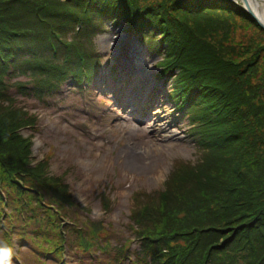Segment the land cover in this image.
I'll return each instance as SVG.
<instances>
[{
  "label": "trees",
  "instance_id": "16d2710c",
  "mask_svg": "<svg viewBox=\"0 0 264 264\" xmlns=\"http://www.w3.org/2000/svg\"><path fill=\"white\" fill-rule=\"evenodd\" d=\"M101 8L115 14L116 23L126 21L136 27L140 40L149 46L160 43L166 53L165 68L179 69L173 92H178L174 96L180 105L190 93L185 88L186 72L200 77L204 85L199 91L204 93L202 99L187 110L204 150L193 166L184 164L170 175L166 183L171 192L160 191L161 200L173 199L176 204L189 198L187 191L192 190L196 196L205 182L215 188L224 186L235 199L205 211L200 226L185 232L186 245L166 251L158 247L151 264H264V32L240 4L232 0H0V99H10L3 78L8 74L2 72L8 64L27 68L35 81H24L16 89L26 93L24 85L31 83L36 97L69 77L89 81L98 64L90 36L97 27L99 31L105 27ZM68 29L75 33L70 40ZM21 125L9 106L0 103V149L4 148L0 186L21 191L25 182L18 178L26 180L28 174L35 179L34 189L47 185L64 193L66 185L58 176L46 174L41 165H26L27 145L17 139ZM212 126L218 128L215 134ZM3 130L8 136H3ZM29 197L25 192L22 198L16 196L19 211L32 212L54 199ZM21 221L14 218L12 226ZM138 235L144 242L143 233Z\"/></svg>",
  "mask_w": 264,
  "mask_h": 264
},
{
  "label": "rangeland",
  "instance_id": "374dc122",
  "mask_svg": "<svg viewBox=\"0 0 264 264\" xmlns=\"http://www.w3.org/2000/svg\"><path fill=\"white\" fill-rule=\"evenodd\" d=\"M34 14L31 12L30 17ZM118 26L134 36L133 27L126 21H120ZM68 31L66 39L70 40L75 33L71 29ZM96 32L106 35L99 42L100 35L96 42L102 53L103 47L113 40L107 36L115 34V27L111 22L100 31L97 27L90 38L95 37ZM144 57L149 56L145 54ZM151 60L148 63L152 64L150 72L157 74L155 59ZM3 78L10 99H0V103L9 106L11 115L22 123L17 128V139L22 143L28 140V156L33 162L46 161V174L58 176L66 183L68 194L63 201L75 208L72 217L81 225L75 228L74 239L89 242V229L94 227L99 236H92L93 242L109 237V244L114 247L127 241L129 247L140 255V241L132 230L136 223L131 215L138 208L147 211L139 219L156 226L195 223L196 216L192 210L175 211L174 204H169L170 200L165 201L168 204L144 202L163 201L159 199V192H171L166 183L169 176L184 164L193 166L204 150L194 130L189 129L188 117L179 109H173L170 98L160 102L159 107L164 109L161 120L131 122L135 117V105H132L127 118L129 123L123 118L124 112L112 98L111 91L105 89V84L93 85L91 81L88 85L74 86L66 80L52 89L44 103L16 90L27 76ZM29 112L34 117L33 122ZM170 120L176 122L167 126L168 129L160 130V126ZM3 136H8L7 130H3ZM39 188L47 198L58 196V192L47 185ZM25 193L36 195L33 189ZM150 194L157 198H151ZM205 198H212V194ZM57 207L60 209V205ZM44 211L35 208L32 218H42ZM4 212L7 220L2 223ZM14 218L22 219L18 205L14 204L6 211L0 201V241L9 242L11 234L8 229ZM50 234L54 235V229ZM43 251L44 257L50 252L46 248Z\"/></svg>",
  "mask_w": 264,
  "mask_h": 264
},
{
  "label": "bare ground",
  "instance_id": "6f19581e",
  "mask_svg": "<svg viewBox=\"0 0 264 264\" xmlns=\"http://www.w3.org/2000/svg\"><path fill=\"white\" fill-rule=\"evenodd\" d=\"M249 2H251V4L253 5V11L255 12L257 18L259 19V21H261L262 23H264V0H259V1H257V2H260L261 5H259V4L256 3V2H253L252 0H249ZM248 13H249V12H248ZM249 14H250V13H249ZM250 15H251V14H250ZM110 37H111V39H113V40L111 41V43H137V41H136L135 39L133 40L134 36H132V34H130V33H128V32H124V29H123L122 27H120V26L117 27V30H116V27H115V34L111 35ZM110 37H109V38H110ZM108 40H109V39H108ZM109 41H110V40H109ZM108 43H109V42H108ZM103 48H104V50H105V51H104L105 54H108L110 47H109V46H105V47H103ZM120 52H121L122 54L128 55L130 51H129L128 49L124 48V49H122ZM151 61H152V60H151ZM146 65H147V63H146ZM83 104H84V103H83ZM133 105H134V104H133ZM131 106H132V104H131V105H127V106L124 107V109H123L124 117H125L126 119L128 118V115L131 114V113H130ZM133 111H134V113H135V111H137L138 114H141V113L139 112L138 108H137V109L134 108ZM163 112H164V109H161V110H160V113L157 114V115L154 117V120H155V121H159V120H161V119L164 117V115H162ZM142 116H147L146 112H144V113L142 114ZM135 118H136V117H133V119H134L135 121H138V120L135 119ZM127 120H128V119H127ZM128 121H130V120H128ZM173 121H174V120H170V121H168V122H164V123L162 124V126H160V130H166V129H168L167 126L171 125ZM174 122H176V121H174ZM164 127H165V129H163ZM165 136H166V135H165ZM133 156H134V155H133ZM135 156H136V155H135ZM133 164H134V163H133Z\"/></svg>",
  "mask_w": 264,
  "mask_h": 264
},
{
  "label": "water",
  "instance_id": "95a60500",
  "mask_svg": "<svg viewBox=\"0 0 264 264\" xmlns=\"http://www.w3.org/2000/svg\"><path fill=\"white\" fill-rule=\"evenodd\" d=\"M253 2L259 1V0H252ZM244 8L246 9L247 12H249L253 18L257 21V23L264 29V24L259 21V19L257 18L255 12L253 11V5L251 4V2H249V0H241Z\"/></svg>",
  "mask_w": 264,
  "mask_h": 264
}]
</instances>
